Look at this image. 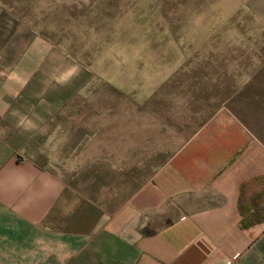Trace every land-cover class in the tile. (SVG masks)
<instances>
[{
    "label": "rangeland",
    "instance_id": "rangeland-1",
    "mask_svg": "<svg viewBox=\"0 0 264 264\" xmlns=\"http://www.w3.org/2000/svg\"><path fill=\"white\" fill-rule=\"evenodd\" d=\"M0 3L27 42L52 44L55 119L25 153L78 190L126 199L216 112L264 144V26L239 0Z\"/></svg>",
    "mask_w": 264,
    "mask_h": 264
},
{
    "label": "crops",
    "instance_id": "crops-1",
    "mask_svg": "<svg viewBox=\"0 0 264 264\" xmlns=\"http://www.w3.org/2000/svg\"><path fill=\"white\" fill-rule=\"evenodd\" d=\"M239 1L264 26V0ZM29 39L0 3V264H264L255 130L216 112L126 199L78 190L25 153L57 105L40 90L52 44Z\"/></svg>",
    "mask_w": 264,
    "mask_h": 264
}]
</instances>
